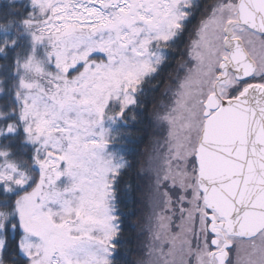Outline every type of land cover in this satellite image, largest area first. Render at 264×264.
<instances>
[{
	"label": "snow or ice",
	"instance_id": "obj_1",
	"mask_svg": "<svg viewBox=\"0 0 264 264\" xmlns=\"http://www.w3.org/2000/svg\"><path fill=\"white\" fill-rule=\"evenodd\" d=\"M0 61V264H264V0H3Z\"/></svg>",
	"mask_w": 264,
	"mask_h": 264
},
{
	"label": "trees",
	"instance_id": "obj_2",
	"mask_svg": "<svg viewBox=\"0 0 264 264\" xmlns=\"http://www.w3.org/2000/svg\"><path fill=\"white\" fill-rule=\"evenodd\" d=\"M2 2L3 0H0V3ZM2 63L3 61H0V64ZM3 71H4L3 69H0V76L3 75ZM0 103H3V101L0 100ZM153 106L154 105H149V114ZM147 146H148L147 137H145L142 140L138 139L137 143L135 144V152L138 157L141 153H143V151ZM129 159H131V157H129ZM131 183L134 186H138V177L133 175L131 177ZM134 195L138 196V193ZM142 216H143L142 205L139 203L138 200H136V202H133V196H130L127 201V208L124 212V217H123L125 221V224L123 226V234L125 239L127 240L128 246L132 248H135L136 244L138 243L137 234L139 232V229L136 227V225L142 221ZM135 257H136V253L133 252L131 258L135 259Z\"/></svg>",
	"mask_w": 264,
	"mask_h": 264
}]
</instances>
